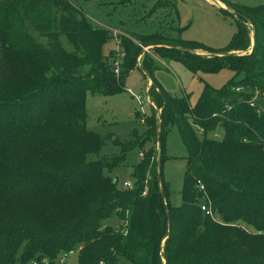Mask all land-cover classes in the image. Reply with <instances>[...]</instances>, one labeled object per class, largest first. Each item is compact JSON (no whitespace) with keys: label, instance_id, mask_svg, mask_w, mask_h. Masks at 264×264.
Here are the masks:
<instances>
[{"label":"trees","instance_id":"trees-1","mask_svg":"<svg viewBox=\"0 0 264 264\" xmlns=\"http://www.w3.org/2000/svg\"><path fill=\"white\" fill-rule=\"evenodd\" d=\"M222 2L255 27L251 54H233L251 42L237 20L224 49L185 42L179 27L124 39L117 76L116 53L103 54L109 29L96 27L76 5L0 0V264H62L59 256L74 252L79 264H264V6ZM170 3L158 1L149 15H163L159 10ZM150 46L161 59L180 61L193 72L228 68L235 76L221 89L206 84L191 106L187 97L172 96L153 81L158 64L146 57L138 66L142 47ZM137 68L152 81L149 96L161 113L146 118L143 135L134 131L125 142L117 137L119 154L93 160L109 135L88 131L86 94L123 90ZM158 126L157 173L158 150L145 144L153 136L157 143ZM171 127L178 128L188 153L179 207L171 203L162 171ZM215 132L222 140L208 137ZM135 148L145 154L134 166L133 188H119L104 170L122 164ZM205 203L219 221L239 224L229 229L214 222L202 211ZM111 218L128 223L126 235L107 223Z\"/></svg>","mask_w":264,"mask_h":264},{"label":"rangeland","instance_id":"rangeland-1","mask_svg":"<svg viewBox=\"0 0 264 264\" xmlns=\"http://www.w3.org/2000/svg\"><path fill=\"white\" fill-rule=\"evenodd\" d=\"M64 1L70 5H76L78 11L84 12L96 27L109 29L111 40L103 48L104 56H113L120 52L123 54V58L125 53L121 45L124 39L134 40L132 35L147 36L166 30L175 33L173 30H178L179 27L182 29L179 38L185 42L197 43L211 49L227 48L237 32V22L240 21L237 16H229L221 10V8L226 10L227 7L222 1L246 7L264 6V0H217L223 7L218 6L212 0H168L171 2L170 5L167 4L165 10H159L160 13H164L163 15H149L150 9L160 0ZM240 23L250 33L251 42L247 50L235 53L251 54L254 47L252 26L243 21ZM38 39L44 42L43 38L38 37ZM64 46L71 52L72 48L65 39ZM142 48L143 53L137 58L138 66L143 65V60L146 57L158 64L160 68L153 74V81L172 96L187 97L191 106L197 103L206 84L214 89H221L235 76L233 71L228 68L217 73L193 72L180 61L170 58L161 59L155 46ZM197 53L209 55V53L201 51ZM240 77L238 78L241 79ZM149 82L150 78L137 68L125 78L123 90L112 95H94L90 92L86 94V127L88 131L102 138L109 135L105 146L97 156H94L93 160L105 161L109 159L106 157L119 154L120 149L113 142L117 140V137L121 142H125L134 131L143 135L148 126L146 118L151 117L152 114L155 117L160 115L161 108L158 107L152 96L153 104L140 105L133 98L134 96H144L149 88ZM151 85L152 83L150 87ZM195 128L197 127L195 126ZM211 135L208 137L214 139ZM222 137L218 140H222ZM164 146L163 178L169 186L172 205L179 207L182 204L181 193L184 186L188 153L177 127H171L166 131ZM145 149L158 150L154 136L145 144ZM140 153L145 154L139 148L132 149L122 164L111 170L105 169L104 175L117 180L119 188L123 187L124 182L133 184L135 181L133 178L134 166L142 160ZM154 170L158 173L159 168L154 167L152 171ZM205 197L207 198V195ZM209 206L211 209V203ZM213 215L212 220L225 225L226 228L232 229L230 227L239 224L236 221L224 223L219 221L220 218L214 213ZM107 223L112 225L115 231L120 230L123 224L115 218L109 219ZM242 226L250 233L257 232L251 226L245 224ZM58 260L62 264H79L80 254L74 252L67 256L61 255ZM163 264H166L165 259Z\"/></svg>","mask_w":264,"mask_h":264},{"label":"built area","instance_id":"built-area-1","mask_svg":"<svg viewBox=\"0 0 264 264\" xmlns=\"http://www.w3.org/2000/svg\"><path fill=\"white\" fill-rule=\"evenodd\" d=\"M122 58H123V54L120 53V52H118V53H116L115 58L112 60L113 71H114L115 75H117V76H119V74H120V72H121ZM149 88H150V87H149ZM149 88L146 90V94H145L144 96L142 95V96H134V97H133L134 100H135L138 104H140V105H143V104H145V103L153 104L152 101H151V98H150V96H149ZM256 94H257V93H256ZM255 99H256V98H255ZM255 99L251 100V103H250L251 106L254 105ZM204 134H205L204 129H201V128H200V129H199V135H200V136H204ZM220 134H221V136H223V134L220 133V132H215V133H213L212 135H211V134H210V135H211L214 139L218 140V139H220V137H221ZM222 138H223V137H222ZM140 157H142V159H143V158H144V154H143V153H140ZM123 188H129V189H131V188H133V184H130L129 182H124V183H123ZM196 188L199 190V192H201L202 194H204V195L206 196V189H205L204 185H203L201 182H198V183H197ZM201 208H202V211H204L206 215H208V216H210V217H213V216H214L213 213H212V211H211V209H210V206H209L208 203H207V204H206V203L203 204ZM127 225H128V223L125 222V224L122 225L121 228H120V230H119V231H120L121 233H123L124 235L127 234V230H126Z\"/></svg>","mask_w":264,"mask_h":264},{"label":"water","instance_id":"water-1","mask_svg":"<svg viewBox=\"0 0 264 264\" xmlns=\"http://www.w3.org/2000/svg\"><path fill=\"white\" fill-rule=\"evenodd\" d=\"M212 1H214L218 6L223 7L217 0H212ZM221 9H223V8H221ZM226 10L229 11V12H231V13H233L236 16H242L239 12H237V11L231 9V8L226 7ZM242 17L244 19H246L245 16H242ZM249 24L252 26V29H253V46H254L255 45V27L252 25V23H249ZM169 47H171V46H169ZM182 50L183 51H186L184 49H182ZM233 54L240 55L239 53H235V52ZM208 56L210 57V56H212V54H209ZM157 144H158L157 168H159V165H160V157H161V149H160V128H159V126L157 127ZM169 229H170V221H169Z\"/></svg>","mask_w":264,"mask_h":264},{"label":"crops","instance_id":"crops-1","mask_svg":"<svg viewBox=\"0 0 264 264\" xmlns=\"http://www.w3.org/2000/svg\"><path fill=\"white\" fill-rule=\"evenodd\" d=\"M145 74V73H144ZM152 83V81L150 80V82H149V87H150V84Z\"/></svg>","mask_w":264,"mask_h":264}]
</instances>
